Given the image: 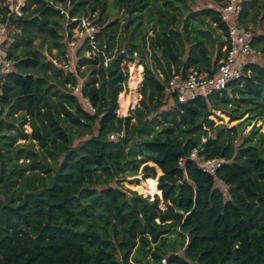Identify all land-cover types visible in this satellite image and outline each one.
<instances>
[{
    "label": "trees",
    "instance_id": "obj_1",
    "mask_svg": "<svg viewBox=\"0 0 264 264\" xmlns=\"http://www.w3.org/2000/svg\"><path fill=\"white\" fill-rule=\"evenodd\" d=\"M2 3L13 72L0 84V264H264V155L250 137L235 144L231 132L247 121L227 129L210 119L216 112L229 122L264 112V64L250 65L222 92L178 103L165 94L169 78L191 68L212 74L224 41L217 39L214 60L197 36L186 54V31L173 30L174 16L158 9L160 27L149 45L156 66L144 64L139 104L132 116L121 118L117 99L127 79L122 64L139 49L130 36L142 13L149 17L158 8L157 0H114L125 14L124 26L107 23L105 0H26L19 18L7 16ZM250 9L253 21L264 18V0H250L241 18ZM93 12L97 45L113 59L104 69L98 58L84 57L83 47L75 69L65 71L44 52L63 55L73 19ZM201 12L224 37L218 12ZM121 31L123 47L116 49ZM254 47L264 60V35ZM79 82L78 95L73 89ZM82 99L94 114L82 109ZM81 133L90 137L74 145ZM28 139L29 145L18 143ZM202 139L205 158L226 161L215 177L192 161L178 165ZM157 168L160 199L150 202L111 186L139 171L155 178ZM172 234L181 239L169 245Z\"/></svg>",
    "mask_w": 264,
    "mask_h": 264
},
{
    "label": "rangeland",
    "instance_id": "obj_2",
    "mask_svg": "<svg viewBox=\"0 0 264 264\" xmlns=\"http://www.w3.org/2000/svg\"><path fill=\"white\" fill-rule=\"evenodd\" d=\"M107 5V10L105 16L107 17V23L112 21H119L121 25H125L126 20L124 19L123 11H118L114 8V0H105ZM158 1V8H153L150 16L146 15V10L140 16L141 26L138 30H133V35L131 34L130 40L137 43L139 46L138 52L133 54V61L131 62H124L122 64L124 71L127 72V79L123 86L122 92L118 95L117 104L118 110L117 115L118 117H130L132 116V112L138 106L140 101V89H141V82L143 79V66L144 64L151 65L152 68H155L156 62L153 60L152 52L150 51L149 45L151 39L154 37L155 33L159 30V24L156 21L158 17V9L162 12H167V17L174 16V21L172 22V29L177 32H185L188 36L186 39L185 36L183 37V45L182 48L187 54V50L189 49L190 45L189 42L192 41L191 39L194 36H197L199 40H202L203 45L206 46L208 53L211 56V59L214 60L217 56V49L219 47L217 39H223L222 32L216 28V26L210 21L209 17L203 15L201 11L205 9H213L218 11L221 5L225 4V0H168L171 2V5L166 4L164 0H157ZM254 10H248L247 15L243 18L242 25L249 29L255 37L264 35V18L258 19V21L252 20ZM164 19L167 20L165 17ZM154 22V23H153ZM133 25L128 28V32L133 29ZM121 29H123L121 27ZM7 32V31H6ZM184 34V33H183ZM124 38V34L121 31L120 34L116 37V46L123 47L122 40ZM211 41V42H209ZM40 43V39L35 41V44L38 45ZM147 54L145 55V52ZM141 52L142 54H140ZM45 55L54 61L56 65L67 70H74L71 66L65 67V62L61 60L59 55H57L56 50H51L50 53L44 52ZM185 58V56H184ZM221 59V58H220ZM220 61V60H219ZM217 61V63L219 62ZM254 62L257 64H264V60L261 55H257V59L254 58ZM216 67V66H215ZM140 70L137 72L139 75V82L133 86L132 85V78L135 74V69ZM173 69V67H172ZM83 70V69H81ZM158 73H160L158 71ZM163 79V77H161ZM82 82V80H81ZM124 95L126 98L129 99L127 106L125 109H122L121 103L119 101L120 96ZM82 106H85L81 100ZM168 107V106H167ZM216 117L220 118L222 121H219ZM210 119L214 120L215 125L222 124L227 129L235 127L238 123L242 122L243 120L247 121L246 124H239L236 126V130L231 132V134L236 135V145H240L246 137H250L252 140V144H255L259 151L264 155V112L260 113V116L256 118H248L246 116L243 117L241 120L229 122V118L219 112H216L214 116H211ZM134 121V120H132ZM24 130L27 134H30L31 130L28 125L24 126ZM73 130V135H74ZM82 134V133H81ZM96 134V127L93 128L91 135ZM90 137L89 134H82L79 138L74 140V145H77L79 142L84 141ZM109 140H111L108 137ZM116 140V136L114 135V139ZM19 144L24 143L25 145H29L30 139L26 141H19ZM34 149L38 150V146L36 143L34 144ZM152 164L149 163V166ZM161 175V171L157 168L156 169V177L155 178H146L144 174L139 171L136 175L128 176L124 175L118 179V182L113 183L111 186L114 188H120L123 190L134 191L137 195H140L142 198H146L148 201H153L155 198L160 199V192L157 190V180L158 177ZM151 180L155 183V186L151 189L146 190H139L138 186H141L143 182H148ZM154 180V181H153ZM223 195L227 197V188L220 184L219 182L215 185ZM165 204L160 202L159 208L165 209ZM176 239L179 241L181 238L176 236L175 234L169 235L168 244H171V241ZM186 241V239H185ZM146 259H149L148 257ZM131 262V260H130Z\"/></svg>",
    "mask_w": 264,
    "mask_h": 264
},
{
    "label": "built area",
    "instance_id": "obj_3",
    "mask_svg": "<svg viewBox=\"0 0 264 264\" xmlns=\"http://www.w3.org/2000/svg\"><path fill=\"white\" fill-rule=\"evenodd\" d=\"M226 1V0H225ZM250 0H227L217 11L225 27L223 37L224 45L221 49V59L216 64L212 74L200 72L191 68L184 74H172L166 84L165 94L174 95L177 102L185 104L197 97H207L213 93H219L226 89L229 83L237 81L249 73L247 70L250 65L257 64L259 52L254 47L255 35L242 25L241 18L245 5ZM26 0H3L2 6L7 9V16L21 17ZM50 5H54L49 2ZM98 13H89L85 17L73 19L74 27L67 29L64 34L66 50L63 55H59L65 62V67H76V53L78 49L85 47L83 55L86 59L93 60L98 58L103 68H107L113 56L105 52V47L99 48L97 45V33L99 31ZM7 24L0 19V84L9 73L13 72V63L6 57ZM68 71V70H67ZM81 82L73 89L74 94H80ZM85 106L82 109L88 114H94L95 109L87 99H82ZM118 112L116 111V114ZM118 116V115H117ZM116 136V135H115ZM109 138L114 139L111 134ZM205 139L201 145L193 148L187 159L178 161L179 167H183L186 160L192 161L204 174L215 177L218 170L226 163L224 159H207L204 156ZM220 183V182H219ZM222 184V183H220ZM159 264H166L162 259Z\"/></svg>",
    "mask_w": 264,
    "mask_h": 264
},
{
    "label": "bare ground",
    "instance_id": "obj_4",
    "mask_svg": "<svg viewBox=\"0 0 264 264\" xmlns=\"http://www.w3.org/2000/svg\"><path fill=\"white\" fill-rule=\"evenodd\" d=\"M138 71H139V69H137V70L135 69V74L133 75V78H132V85L133 86H135L139 82V76H138V73H137ZM119 101L121 103L122 109H125V107L128 104L129 99L126 98L124 95L121 94V96L119 98ZM154 186H155V183L152 182L151 180H149L147 183L146 182H143L141 186H138V189L139 190H146L147 191L148 189H151Z\"/></svg>",
    "mask_w": 264,
    "mask_h": 264
},
{
    "label": "crops",
    "instance_id": "obj_5",
    "mask_svg": "<svg viewBox=\"0 0 264 264\" xmlns=\"http://www.w3.org/2000/svg\"><path fill=\"white\" fill-rule=\"evenodd\" d=\"M139 70H140V68H139ZM139 76V75H138ZM140 78V77H139Z\"/></svg>",
    "mask_w": 264,
    "mask_h": 264
}]
</instances>
